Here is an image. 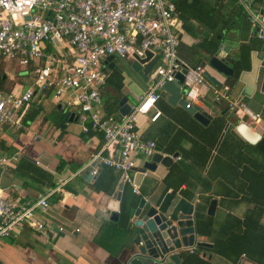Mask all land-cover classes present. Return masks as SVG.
Returning a JSON list of instances; mask_svg holds the SVG:
<instances>
[{
  "label": "crops",
  "instance_id": "1",
  "mask_svg": "<svg viewBox=\"0 0 264 264\" xmlns=\"http://www.w3.org/2000/svg\"><path fill=\"white\" fill-rule=\"evenodd\" d=\"M251 6L264 16V0H252ZM176 8L183 21L179 60L191 68L201 66L221 86L227 85L229 77L210 68V58L223 48L229 64L228 58L237 56L241 44L254 42L256 49L250 54V70L241 72L230 90L234 108L223 103L228 111L219 109V113L212 104L211 89L216 86L207 79L208 86L201 88L203 95L193 102L211 116L205 126L195 120L203 128L227 111L226 127L217 141L182 119L179 109L186 110L170 105L163 90L156 104L161 116L155 122L149 120L152 112L137 117L141 139L154 141L156 153L170 157L171 162L149 171L143 166L152 158H138L131 177L139 194L128 184L130 196L158 204L175 193L176 199L194 208L197 241L209 247L182 249L179 264L184 254L195 251L209 264H264V142L258 148L264 136V40L253 37L254 30L237 0H176ZM154 58L155 68L161 60L157 55ZM131 61L119 57L103 61L107 78L99 109L102 114L120 116L118 104L124 98L133 110L149 89V79L139 77L130 68ZM69 97L65 94L59 101L52 97L47 102L42 94L33 99L41 112L53 108L60 114L50 120L43 116L35 123V131L24 127V132L14 136L4 135L9 151L0 156L18 157L1 178L5 198L22 206L36 203L48 191L53 193L48 207L35 211L44 231L20 227L0 240V264H125L136 243L129 226L134 207H127L124 216L120 213L124 187L120 173L103 165L102 159L110 153L103 151L101 135L84 133L77 121H64L66 112L75 113L64 105ZM60 103L63 112L56 111ZM171 149L175 153L170 154ZM175 154L178 157L173 158ZM112 155L117 157L118 148ZM90 170L96 174L88 178L85 173ZM212 200L216 206L210 216L206 213ZM117 209L118 220L112 221L110 213ZM221 236L225 237L220 249L229 257L211 252ZM229 237L231 241H226ZM239 251L249 252L252 259L238 256Z\"/></svg>",
  "mask_w": 264,
  "mask_h": 264
},
{
  "label": "built area",
  "instance_id": "2",
  "mask_svg": "<svg viewBox=\"0 0 264 264\" xmlns=\"http://www.w3.org/2000/svg\"><path fill=\"white\" fill-rule=\"evenodd\" d=\"M237 1L257 37L264 40V16L252 10V0ZM182 32L176 0H0V59H16L25 69L21 73L24 82L29 83L17 84L10 92L0 91V130H22V119L38 93H50L57 101L69 94L64 105L76 108L83 132L103 138V151L110 153L102 159L103 165L118 171L122 183L139 194L131 173L138 158L154 156L156 144L141 139L137 117L152 112L149 120L155 122L161 116L156 108L159 92L183 69L186 108L208 86L201 66L191 68L178 58ZM145 51L152 58L159 56L161 63L148 74L150 86L139 97L138 106L126 116L102 114L99 109L107 78L103 61L109 56L131 59L134 53ZM211 93L214 103H225L230 109L236 106L228 86L212 87ZM116 148L118 155L113 157ZM17 161L15 155L0 156V240L20 227L43 232L35 211H44L53 193L48 191L36 203L22 206L6 199L1 178Z\"/></svg>",
  "mask_w": 264,
  "mask_h": 264
},
{
  "label": "water",
  "instance_id": "3",
  "mask_svg": "<svg viewBox=\"0 0 264 264\" xmlns=\"http://www.w3.org/2000/svg\"><path fill=\"white\" fill-rule=\"evenodd\" d=\"M257 36V30L253 37ZM223 48L218 50L209 60V67L214 69L224 77L233 75V69L225 61ZM152 54L145 51L143 54L134 53L130 68L143 80H148V74L153 70L157 58H152ZM114 56H109L105 63L112 61ZM118 69V68H117ZM119 72L122 69H118ZM186 70L175 75V81L166 83L163 91L169 96L168 103L172 106H179L186 110L194 120L201 125H207L211 116L196 105L186 108L187 102L184 98L186 90L181 88ZM206 79L216 87H221L214 78L204 72ZM118 113L120 116H126L131 113V107L126 99H122L119 104ZM56 111L63 112L64 105L57 104ZM65 122L77 121L75 113L66 112ZM60 127H64L61 125ZM178 157L177 154L173 158ZM171 162L170 157H163L156 153L150 161H146L143 170L154 171L158 164L168 166ZM91 171H87L85 176L90 178ZM120 197H117L119 201ZM216 201L212 200L207 209V215L214 214ZM193 207L187 205L183 200L175 198V193L166 195L161 203L150 200L140 199L137 206L130 210L129 226L133 232L132 252L125 264H179L181 259L180 251L182 249H199L209 247L208 244L197 241V233L194 227ZM119 211L113 210L110 213L112 221H117Z\"/></svg>",
  "mask_w": 264,
  "mask_h": 264
},
{
  "label": "trees",
  "instance_id": "4",
  "mask_svg": "<svg viewBox=\"0 0 264 264\" xmlns=\"http://www.w3.org/2000/svg\"><path fill=\"white\" fill-rule=\"evenodd\" d=\"M259 2H262V0H259ZM194 3H195V1H194ZM254 38H258V37L256 36ZM260 40H262V39H260ZM255 49H256V46L254 45V42L243 43L239 46L237 56L234 59L228 58L229 65L233 69V75L229 77L227 85H226L229 87V93L228 94H230V90L236 85L240 73L243 71H249L250 70V67H251L250 54ZM5 61L14 62L16 65L14 67V71H16L17 73H16V75H14L13 78H10L8 75V71H5V69H6ZM196 67H198V66H195L192 68H196ZM24 70L25 69H22V67L18 65V62L16 59H9V60L0 59V91L10 92L17 84H29L28 82H24V77L21 74L22 72H24ZM201 94L203 95V92H201ZM212 104L214 105L215 108L218 107V110L220 109L221 111H224V110L228 111L227 106L223 105L222 102L221 103H214L213 102ZM179 110H180L179 116H181L182 119L189 121L196 128H200V129L203 128V126H201L195 120L192 119V117L190 116L189 113H187L186 111H183L181 109H179ZM220 110H219V113H221ZM227 111L224 114L215 117L208 126L203 128L204 129L203 132H204L205 136L211 134L214 136V141H217L219 139L220 135L223 133V131L226 127L225 114L227 113ZM40 112H41L40 105H32V106L29 105V107H28V109H27V111H26V113L22 119L23 127H28L29 123L34 122L36 120V118L39 116ZM263 142H264V136H263L262 140L259 142L258 148H260L259 146ZM7 143H8L7 140L4 137H2V140H0V154H6L9 151V147H8ZM214 144H216V143L214 142ZM169 153L170 154L175 153V149L169 150ZM130 191H131L130 186L128 184H124L123 196H122V199L120 202V213H121V215L126 213L127 207H129V206L135 207V206H137V204L139 202V198L137 196H130ZM223 237H225V236H221L214 241V243H213L214 246H213L211 252L213 254L223 255L225 257H229V255L227 253L223 252L222 249H220L219 244L221 243V241H222L221 238H223ZM226 241H231V237L226 238ZM241 254H244L247 257H249L250 259H252L251 258L252 254H250L249 252H245V251L240 252L239 251L237 253L238 256H240ZM182 264H209V263L207 261H205L204 259L200 258L199 252L195 251V252L184 254Z\"/></svg>",
  "mask_w": 264,
  "mask_h": 264
},
{
  "label": "rangeland",
  "instance_id": "5",
  "mask_svg": "<svg viewBox=\"0 0 264 264\" xmlns=\"http://www.w3.org/2000/svg\"><path fill=\"white\" fill-rule=\"evenodd\" d=\"M5 60H9V59L6 58ZM5 63H6V69H5V71H8V75H9L10 78H13L14 75H16V73H17L16 71H14V67L16 66L15 63L14 62H11V61H5ZM42 94H44L45 97H46V98H43L45 101H47V102H50L51 101L52 95L51 94H48V93H38L33 99L40 98ZM32 105H34L33 102L31 103V106ZM68 109L73 110V111L76 112V108H68ZM58 114H60V113H56L53 110V108H50L46 112L45 111L44 112H40V114L37 117V119L34 122L29 123L28 124V127H29L30 130H34L35 131L36 130V128L34 126L35 123H37L43 116H46L47 119L50 120V119H52V116H56ZM20 132H24V127L19 132H15V130H13V129H7V128L2 129V130H0V140H2V137H5L4 135L14 136L15 134L20 133ZM5 139H6V137H5Z\"/></svg>",
  "mask_w": 264,
  "mask_h": 264
}]
</instances>
